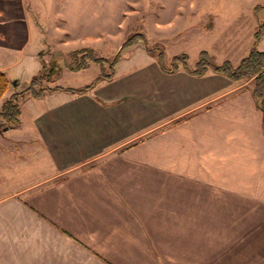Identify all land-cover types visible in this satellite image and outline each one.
I'll use <instances>...</instances> for the list:
<instances>
[{
	"label": "crops",
	"instance_id": "obj_1",
	"mask_svg": "<svg viewBox=\"0 0 264 264\" xmlns=\"http://www.w3.org/2000/svg\"><path fill=\"white\" fill-rule=\"evenodd\" d=\"M254 7L233 33L219 18L198 29L182 19L176 40L202 42L195 62L205 51L237 65L264 23ZM79 35L60 50L94 47ZM14 40L0 46L7 77L24 59ZM145 53L139 69L119 72V61L107 86L28 94L18 125L0 132L35 143L0 144V166L40 162L0 191V264H81L82 253L92 264H264V109L252 79L164 73ZM25 60L39 68L37 51Z\"/></svg>",
	"mask_w": 264,
	"mask_h": 264
},
{
	"label": "rangeland",
	"instance_id": "obj_2",
	"mask_svg": "<svg viewBox=\"0 0 264 264\" xmlns=\"http://www.w3.org/2000/svg\"><path fill=\"white\" fill-rule=\"evenodd\" d=\"M0 5L1 14H11L0 21V46L6 48L9 43L8 38L15 34L13 43L17 46V56H24L21 63L7 72L10 85L0 99L4 101L10 97L9 94L23 91L33 77L41 76L43 85L48 87L78 88L89 84L99 74L100 67L89 64L90 66L84 71L68 72L66 65L70 62L68 54L82 48L72 51L66 49L62 51L59 48L62 46L60 40L70 39L74 33L80 34L83 40L88 39L90 35L94 46L92 49L96 55L109 59L129 36L140 33L144 35L150 47H158L164 52V67L169 68L172 58L183 54L187 55V63L191 66L195 62V53L202 42L194 39L193 35L187 40L177 41L175 32L178 22L183 19L190 23L186 28L198 29V27L205 28L211 23L210 20L219 18L224 22L229 33H233L238 27L237 22L241 20L240 16L250 12V7L254 5L264 6V0H0ZM186 8H193L194 11L181 12ZM208 13L211 15L208 16ZM199 20H201L200 25L193 27ZM31 31L32 35L29 36ZM170 31H173L171 37L168 36ZM34 33L42 36L36 38L35 35L33 36ZM133 46L123 51L119 72L130 65L137 69L142 65L143 59L140 55L146 54L144 44L137 41ZM34 50L38 52L39 68L28 67L25 60ZM156 53L151 55L155 57L154 59H157ZM121 77L122 75L118 74L117 80ZM108 84L103 82L101 86ZM28 94L32 96L31 93H26L19 100V108L23 112H26L25 98ZM6 136H0V144H35L29 139L22 140L18 138L19 136L11 138H8L10 134ZM9 151L6 148L1 150L5 155H9ZM39 165L40 162L33 159L25 166L12 164L0 166V191L7 192L14 185L24 181L26 176L36 174ZM259 216L263 219L264 214L260 213ZM84 255L83 253L81 255V264H92V261Z\"/></svg>",
	"mask_w": 264,
	"mask_h": 264
},
{
	"label": "trees",
	"instance_id": "obj_3",
	"mask_svg": "<svg viewBox=\"0 0 264 264\" xmlns=\"http://www.w3.org/2000/svg\"><path fill=\"white\" fill-rule=\"evenodd\" d=\"M262 11H264L263 5H256L254 7L256 15ZM263 37L264 23L259 22L254 33V41L249 54L237 65L232 64L230 61L216 63L207 52L201 51L198 55L197 61L192 67L187 63V55L183 54L174 56L171 60V66L165 68L163 65L164 52L158 47H150L147 44L144 35L140 33L129 36L111 59L98 57L92 48H82L72 51L68 54L70 62L68 63L65 61L68 63L66 65H68L70 71H83L89 66V64H96L100 67L99 74L89 84L78 88L62 86L48 87L43 85L41 76L33 77L29 85L23 91L14 92L8 99L3 101L2 106L0 107V125L8 128H14L18 125V117L20 115L19 100L22 99L23 95L26 93H31L33 97L38 99L43 97L46 93L55 92L84 94L96 87L100 82L112 81L114 78L115 67L121 60L123 51L133 46L137 41L143 42L144 49L149 55H154L157 52V61L164 73H174L183 70L188 74L197 77L204 76L207 73H215L223 75L234 82L252 79V94L264 109V51H261L258 48ZM9 85L10 80L4 72L0 71V99L8 90Z\"/></svg>",
	"mask_w": 264,
	"mask_h": 264
},
{
	"label": "water",
	"instance_id": "obj_4",
	"mask_svg": "<svg viewBox=\"0 0 264 264\" xmlns=\"http://www.w3.org/2000/svg\"><path fill=\"white\" fill-rule=\"evenodd\" d=\"M13 85H15V82H13ZM8 129V127H2L1 125H0V131H6Z\"/></svg>",
	"mask_w": 264,
	"mask_h": 264
}]
</instances>
